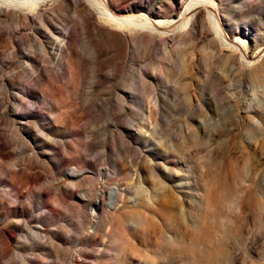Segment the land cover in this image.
<instances>
[{"label": "rangeland", "instance_id": "rangeland-1", "mask_svg": "<svg viewBox=\"0 0 264 264\" xmlns=\"http://www.w3.org/2000/svg\"><path fill=\"white\" fill-rule=\"evenodd\" d=\"M206 2L236 47L204 10L0 8V264H264V0Z\"/></svg>", "mask_w": 264, "mask_h": 264}, {"label": "bare ground", "instance_id": "bare-ground-1", "mask_svg": "<svg viewBox=\"0 0 264 264\" xmlns=\"http://www.w3.org/2000/svg\"><path fill=\"white\" fill-rule=\"evenodd\" d=\"M46 1H49V0H0V8H6V9L13 8V9H17V10L21 11L22 13H24L25 10L32 12V11H36ZM84 1H86V3H88L92 9H94V11H96L98 16H100L106 20L107 19L115 20L116 23L118 21V22H121L122 25L125 24V25L136 26V28H138V27L149 28L151 31H153L155 33H159V34H165L166 33L165 31L162 32L163 30H161L159 28V26L162 23H164L165 20L164 21H162V20L161 21H159V20H155V21L154 20H152V21L148 20V21H145L143 23L137 24L134 20L129 21L130 19L129 20L128 19L127 20L121 19L122 16L121 17L118 16L119 18L116 17L114 14H112L105 7V5H103L102 3H99L97 0H84ZM200 10H204L206 12V14L208 15V17L210 19V22L214 26L213 28L215 30V33L217 34L218 38L223 41L222 44L224 46H227V47L233 46L234 47L236 44L238 45V43H239L238 40H235V41L231 40L232 42H228L225 39L226 37L224 38V36L222 35V30H221V27L219 25V22L217 21L218 19H216V17L214 16L213 11L211 10V6L209 5L208 2H206V0H189L187 2V4L182 8V11L179 14L177 19H169L165 22L168 23L169 25L173 26V27H179L182 24V22H184L185 24H188L189 19H190V18L188 19V16L195 15V13L197 11H200ZM123 17H125V16H123ZM172 33H174V32H172ZM237 48H239V47L237 46ZM76 172H77L76 170H72V172L70 173V176H75ZM109 191L110 192H109V203L108 204H109V206H113L115 204L116 190L112 188ZM84 197L86 198V196H84ZM103 201H104L103 191L99 190L95 199L90 201L91 211H93V208H95L96 213H98L100 211V209L102 208Z\"/></svg>", "mask_w": 264, "mask_h": 264}]
</instances>
